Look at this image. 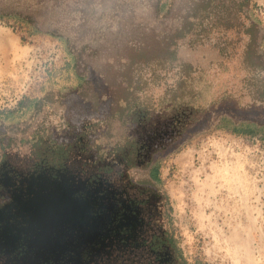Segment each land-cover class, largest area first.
Wrapping results in <instances>:
<instances>
[{
	"label": "rangeland",
	"instance_id": "1",
	"mask_svg": "<svg viewBox=\"0 0 264 264\" xmlns=\"http://www.w3.org/2000/svg\"><path fill=\"white\" fill-rule=\"evenodd\" d=\"M200 2L207 0H0V129L20 131L33 118L30 103L44 98L34 124L69 127L86 141L78 132L116 115L146 57L191 63L209 106L194 119L177 117L184 130L154 147L168 128L160 109L145 123L151 164L132 175L163 193L158 229L187 263L264 264V71L242 54L253 25L250 47L264 66V0H210L194 12ZM188 21L192 30L173 45ZM108 124L107 144L132 128L113 116ZM11 150L31 156L18 145L0 154Z\"/></svg>",
	"mask_w": 264,
	"mask_h": 264
},
{
	"label": "flooded vegetation",
	"instance_id": "2",
	"mask_svg": "<svg viewBox=\"0 0 264 264\" xmlns=\"http://www.w3.org/2000/svg\"><path fill=\"white\" fill-rule=\"evenodd\" d=\"M159 111L146 117L136 110V121L126 131L135 140L120 153L96 157L78 139L56 161L16 155L13 149L0 154V264H179L171 236L158 229L163 193L150 178L132 175L151 164L153 145L144 139L149 136L145 123ZM195 114L189 109L165 114L168 128L156 136L154 147L184 130L177 117L191 120Z\"/></svg>",
	"mask_w": 264,
	"mask_h": 264
},
{
	"label": "trees",
	"instance_id": "3",
	"mask_svg": "<svg viewBox=\"0 0 264 264\" xmlns=\"http://www.w3.org/2000/svg\"><path fill=\"white\" fill-rule=\"evenodd\" d=\"M209 2L210 0H207L206 3L200 2L194 4L193 11L198 12L197 9H199L200 6L204 7ZM252 27L253 25L251 28ZM192 28V23L188 21V25H184L180 31L170 39V42L175 45L176 40L182 38L184 34L190 32ZM254 37L255 35L253 34L252 41H255ZM244 58L247 64L264 71V66L261 63L262 61L255 52L254 47L246 48ZM135 68L136 71L133 76V95L128 100H123L121 107L117 109L116 115L110 114L108 115L109 119L105 118L101 124H95L94 131H97L98 135H95L93 130L88 129L78 132V136H83L85 138L84 148L89 154L102 157L105 154L108 155L113 152H123L130 149L133 145L135 140L134 137L124 134L114 141L112 145L109 146L110 148L107 149V139L110 136L112 137V134L107 135L110 127L108 122L111 120V116L117 119L120 122V126L126 129L127 126H132L135 123L136 110L145 113L144 115H146V117H151L154 110L162 109L166 114L172 115L181 113L185 111V109L199 113L205 111L209 106L205 103L203 98L205 85L202 84L201 86V81L203 80L201 69L191 63L177 59L176 57H174V60L159 59L156 60V62L150 61L149 57H146L144 62L138 63ZM120 84L121 83L115 85L119 87ZM153 84L164 86L163 93L160 96L154 94ZM44 101V98H41L33 100L30 103L28 109L32 111L33 118L28 124L25 123L20 131L19 129L17 130V128L14 129V135H11V133L8 135L6 132L7 129H0V152L2 149H9L16 145L26 146L30 149L31 154L38 157L44 156L46 158H51L52 161H56L67 156V154L73 150L74 145L77 143V133L73 134L72 130L69 129L67 131L62 127V129L52 128L42 121L34 124L35 117L43 111ZM103 124H105V130H101L102 128L100 127ZM30 127L32 128L28 131ZM19 132H22V134L20 135ZM61 132H63L62 134L64 137L61 136ZM170 238L172 239V237ZM175 251L179 264H189L182 257L181 252L176 246Z\"/></svg>",
	"mask_w": 264,
	"mask_h": 264
}]
</instances>
